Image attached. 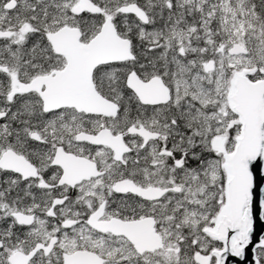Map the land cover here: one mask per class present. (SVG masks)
Listing matches in <instances>:
<instances>
[{
  "label": "snow or ice",
  "instance_id": "obj_1",
  "mask_svg": "<svg viewBox=\"0 0 264 264\" xmlns=\"http://www.w3.org/2000/svg\"><path fill=\"white\" fill-rule=\"evenodd\" d=\"M0 264H264V0H0Z\"/></svg>",
  "mask_w": 264,
  "mask_h": 264
},
{
  "label": "water",
  "instance_id": "obj_2",
  "mask_svg": "<svg viewBox=\"0 0 264 264\" xmlns=\"http://www.w3.org/2000/svg\"><path fill=\"white\" fill-rule=\"evenodd\" d=\"M256 191H257V190L254 189V196L256 195Z\"/></svg>",
  "mask_w": 264,
  "mask_h": 264
}]
</instances>
